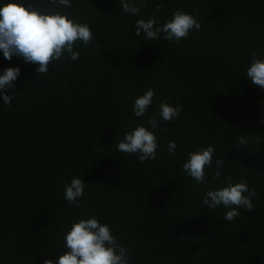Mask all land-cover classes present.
I'll return each mask as SVG.
<instances>
[{"label":"trees","instance_id":"obj_1","mask_svg":"<svg viewBox=\"0 0 264 264\" xmlns=\"http://www.w3.org/2000/svg\"><path fill=\"white\" fill-rule=\"evenodd\" d=\"M15 2L62 11L94 35L87 46L76 43L78 60L53 61L43 74L0 51V75L20 69L7 90L12 102L0 95V264L58 259L72 224L92 216L110 226L129 264H264V88L246 76L253 54L264 55V0H138L137 16L121 0L0 6ZM176 10L201 28L178 43L135 34L138 19L155 15L162 25ZM148 89H155L152 105L136 117L135 99ZM165 100L183 111L155 130L156 158L141 163L139 154L117 151L125 132L161 119ZM169 141L177 145L172 154ZM208 145L213 166L200 184L183 164ZM217 159L224 165L214 179ZM73 177L85 182L80 207L64 196ZM229 179L257 192L253 211L239 208L232 221L224 218L230 208L202 203Z\"/></svg>","mask_w":264,"mask_h":264},{"label":"clouds","instance_id":"obj_2","mask_svg":"<svg viewBox=\"0 0 264 264\" xmlns=\"http://www.w3.org/2000/svg\"><path fill=\"white\" fill-rule=\"evenodd\" d=\"M51 5L70 8L71 0H49ZM121 6L125 13L137 16L141 12L142 4L138 0H121ZM159 10V8H157ZM198 15V10L197 13ZM201 23L192 14L176 10L172 18L162 25L153 15L147 20L138 19L135 24V34L142 33L148 40H157L160 34L163 39L179 42L189 36L195 29L199 30ZM93 32L87 23H80L70 19L68 14L49 8L44 10L41 5L23 3H6L0 6V51L7 60L13 56L22 57L26 63L38 65L37 74L48 73V66L53 61L63 63L66 57L73 61L80 58V53L75 49L77 42L87 46L93 40ZM20 75L19 67H8L0 75V95L4 104H10L15 96L7 94L8 89L15 88V81ZM247 78L255 85L264 88V55L259 58L256 54L251 57V65L247 68ZM155 89H148L143 95L135 99L133 105L134 115L142 117L152 105ZM183 111V106L177 103L175 106L166 100L159 105L158 120L152 116L148 120L151 128L136 126L134 130L125 132L124 139L117 145V151L127 154H139V160L155 159L158 148L156 129L161 122H170L176 119ZM264 123V120L261 121ZM256 143H261V137H255ZM247 137H240L238 145L246 146ZM237 147L236 149H239ZM177 148L173 141L168 143L169 154ZM246 149V148H245ZM213 145L200 147L197 151L189 152L188 159L183 164L186 175L197 183L203 184L206 177V169L213 166ZM216 168L214 179L221 176L223 159L215 161ZM85 182L82 178L73 177L70 184L65 186V199L75 207H80L78 199L83 196ZM257 196L255 188H249L246 181L241 180L233 184L229 179L226 186L217 189H209L202 203L210 209L218 206L230 208L225 214V219L232 221L240 212L239 208L253 211V198ZM65 249L58 259H46L44 264H129L128 250L117 241L108 224H101L97 217L79 219L73 223L70 230L63 237Z\"/></svg>","mask_w":264,"mask_h":264}]
</instances>
